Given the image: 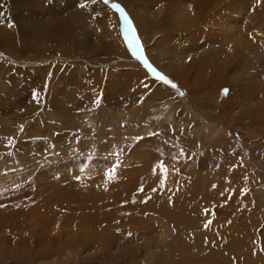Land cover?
Wrapping results in <instances>:
<instances>
[{"label": "rangeland", "instance_id": "1", "mask_svg": "<svg viewBox=\"0 0 264 264\" xmlns=\"http://www.w3.org/2000/svg\"><path fill=\"white\" fill-rule=\"evenodd\" d=\"M6 1L0 264H264V0Z\"/></svg>", "mask_w": 264, "mask_h": 264}, {"label": "snow or ice", "instance_id": "2", "mask_svg": "<svg viewBox=\"0 0 264 264\" xmlns=\"http://www.w3.org/2000/svg\"><path fill=\"white\" fill-rule=\"evenodd\" d=\"M105 3H108V0H104ZM118 7V5H116ZM80 7H85V4H81ZM123 15V12L121 13ZM4 16V13L2 11H0V17ZM125 19V27H126V33L127 32H132V28H131V24L130 22L128 21V18L125 16L124 17ZM9 27H12L13 25L12 24H8ZM131 43V42H130ZM138 47L136 49H133L134 52L138 51ZM145 63H147V61H145ZM150 66V65H149ZM151 67V66H150ZM154 70V69H153ZM159 75V74H158ZM159 78L161 79V81H163L164 83L166 84H170L173 88L177 87L176 84L172 83L170 80L167 79V77L163 76V75H159ZM161 167L163 168L164 166L161 165ZM141 191L143 189H140Z\"/></svg>", "mask_w": 264, "mask_h": 264}, {"label": "bare ground", "instance_id": "3", "mask_svg": "<svg viewBox=\"0 0 264 264\" xmlns=\"http://www.w3.org/2000/svg\"><path fill=\"white\" fill-rule=\"evenodd\" d=\"M84 1H87V2H89L88 0H84ZM95 0H92L91 2H94ZM236 1V0H235ZM81 2V1H80ZM10 3H12L11 1H6V2H3V3H1V4H3V5H1L0 6V8L2 9V10H7V12H8V14H10V10H9V8H11V6H8ZM239 4V3H238ZM235 6V5H234ZM8 7V8H7ZM235 9V8H234ZM232 7H231V10H233L232 12L230 11V14L233 16V14L235 13V10H234ZM229 13V12H228ZM231 16V17H232ZM135 19V18H134ZM136 23H137V21H136ZM183 29V28H182ZM143 34V33H142Z\"/></svg>", "mask_w": 264, "mask_h": 264}]
</instances>
